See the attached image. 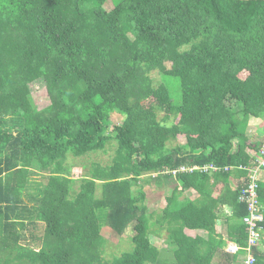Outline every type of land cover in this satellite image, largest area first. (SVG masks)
<instances>
[{
	"label": "trees",
	"instance_id": "16d2710c",
	"mask_svg": "<svg viewBox=\"0 0 264 264\" xmlns=\"http://www.w3.org/2000/svg\"><path fill=\"white\" fill-rule=\"evenodd\" d=\"M174 77L180 102L163 82ZM38 82L51 97L41 108ZM263 115L264 0H0V264H155L151 234L164 232L176 245L166 264H219L220 221L238 263L240 198L264 147L248 128ZM112 141L110 164L74 177L76 159ZM155 183L168 194L150 212ZM257 191L264 215L261 178ZM106 225L118 236L132 226V250L106 257Z\"/></svg>",
	"mask_w": 264,
	"mask_h": 264
},
{
	"label": "rangeland",
	"instance_id": "374dc122",
	"mask_svg": "<svg viewBox=\"0 0 264 264\" xmlns=\"http://www.w3.org/2000/svg\"><path fill=\"white\" fill-rule=\"evenodd\" d=\"M114 4V2H113ZM198 42L201 43L202 40L198 39ZM168 68H173V63L171 62H167L166 63ZM153 77L155 80L161 82L162 80V75L161 73H159L158 71H155L152 73ZM173 84V93L176 95H174V98L177 97L178 102L181 101V81L179 78H166L165 80H163V82H168L170 81ZM33 87V93H32V99L35 103V105L37 107H44L48 104L51 103V97L50 94L48 92V89L46 87V84L44 82H38L36 85H32ZM164 115L163 111L159 112V117H162ZM179 116H176L173 114L172 116V120L173 121H177ZM123 115H121L120 113H113L112 114V123L110 125V129L113 128V126L115 124L121 123L123 121ZM172 124V123H170ZM258 125V124H257ZM264 126V123L261 122L259 124V126H255V129H259V127ZM254 128L252 129L251 127H249V131L248 133L251 134L252 132V137L251 140L255 141V142H264V133H261L260 136L258 137V134H256V130L254 131ZM264 129V128H263ZM254 131V132H253ZM180 141V142H179ZM183 137H181L180 139L176 140L175 142H172L171 144H178V143H182ZM116 147L117 144L115 141L110 142L105 151H99V152H95V153H91L89 155L88 158H84V159H76V163L78 164L77 166L74 167L73 169V175L76 178H81L84 174V172L86 171V167L83 166V164H87L90 168V166L92 165L93 162L97 161L100 162L102 165H107L110 164L116 154ZM250 152H253L252 149L249 150ZM72 160V159H70ZM79 182L76 184V186L78 187ZM99 188V187H98ZM147 192H148V196H147V203H149L150 205V210L149 211H154L158 210V209H162V207H164V203H165V194H168L167 189L165 188V190L163 191V189H159L157 187V184L155 183L154 185H146L145 186ZM137 192V190H135ZM187 194V193H186ZM186 199V198H185ZM108 227V228H107ZM44 232V228L41 227V230L37 233L41 234ZM166 232H164V235L162 238L157 237V236H153L152 240L153 242L159 244L160 248H161V255H160V259L157 262V264H166L167 262L173 261L175 259V254L174 251L176 249V245L170 241L167 237V235L165 234ZM134 231L132 226H130L125 234L123 236H118L113 232V229H111L110 226L106 225L104 226V233L103 235L105 236V238L107 239L106 241V257H109L111 255H120L121 253H123L124 251H128V250H132L133 248V242H132V236L134 235Z\"/></svg>",
	"mask_w": 264,
	"mask_h": 264
},
{
	"label": "built area",
	"instance_id": "2783aa9c",
	"mask_svg": "<svg viewBox=\"0 0 264 264\" xmlns=\"http://www.w3.org/2000/svg\"><path fill=\"white\" fill-rule=\"evenodd\" d=\"M253 156L258 164L250 169L249 176L251 178V183L240 198L248 204L249 210V213L243 219L248 227L247 246L244 247L246 254L244 255L243 264L256 263L257 258L253 253V247L257 246L262 240L264 229L261 224L264 215L260 207L259 194L257 191L258 180H260L261 171L264 168V147L261 148L259 152H255ZM207 168V166L204 167L205 170ZM182 169H185V167ZM215 169H217V167H215ZM173 172L176 173L175 170ZM240 248L241 246L238 243H230L227 245L226 250L230 253H237Z\"/></svg>",
	"mask_w": 264,
	"mask_h": 264
},
{
	"label": "crops",
	"instance_id": "0c3cea01",
	"mask_svg": "<svg viewBox=\"0 0 264 264\" xmlns=\"http://www.w3.org/2000/svg\"><path fill=\"white\" fill-rule=\"evenodd\" d=\"M261 122L264 123V115L261 118H258V119H251L250 120L249 127H251L253 129L255 126H259V124ZM263 128H264V126H261V125H260V127H259L258 130L254 128V131L256 130V134H258V137L260 136L261 133H264V129ZM249 130L250 129L248 128V131ZM249 135H250V137H252V135H253L252 132ZM260 176H261V181L264 182V169L261 171V175ZM239 181H240L239 179H235L234 180V183L237 184V183H239ZM197 194L198 193H197L196 190L189 189V190H186V191L183 192V194L181 195V199L183 200V202H188V201L192 200L194 197H196ZM165 204H166V201L164 203V206H165ZM148 206H149V209H150V205H148ZM225 209H226L227 212H230L231 211L228 207H225ZM158 211H160V209H158V210H155L154 209V211H150V212H158ZM217 232L219 234L224 235V238L227 241V245L230 244V243H237V242H235V241H233V240H231V239L228 238V236L226 234V232H227V225H226L225 222H223V221L218 222ZM188 234H190L192 236H196V235H204L205 237L208 236L207 231H205V233H202L201 230H188ZM163 235H164V233H159V234L153 233V234H151V241L153 242V240H152V237L153 236H157V237L162 238ZM153 243L159 247V249H160V255H161V248H160L159 244H157L155 242H153ZM227 245L223 249H219L218 250V252H217V254H216L215 258H214V262L219 263V264H234V263L229 262L230 254H234V253H230V252H228L226 250ZM256 248L258 249V251L262 255H264V231H263V239L259 242V244L256 246ZM174 254H175V251H174ZM239 258H240V261L238 263H236V264H243L244 254H241ZM159 259H160V257H159ZM155 264H157V263H155Z\"/></svg>",
	"mask_w": 264,
	"mask_h": 264
}]
</instances>
